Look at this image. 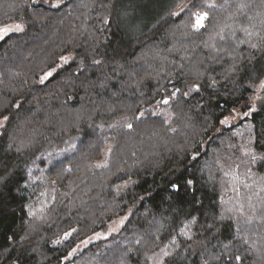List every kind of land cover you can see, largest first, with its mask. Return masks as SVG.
<instances>
[{"label": "trees", "instance_id": "trees-1", "mask_svg": "<svg viewBox=\"0 0 264 264\" xmlns=\"http://www.w3.org/2000/svg\"><path fill=\"white\" fill-rule=\"evenodd\" d=\"M130 2L0 0L24 26L0 33V264H264V191L249 209L219 166L248 126L264 176V95L227 121L264 91V0L127 31Z\"/></svg>", "mask_w": 264, "mask_h": 264}, {"label": "rangeland", "instance_id": "rangeland-1", "mask_svg": "<svg viewBox=\"0 0 264 264\" xmlns=\"http://www.w3.org/2000/svg\"><path fill=\"white\" fill-rule=\"evenodd\" d=\"M50 6H58L65 0H39ZM125 7L120 8L119 14L127 31L133 30L139 25H152L154 20L167 11H170L173 5L175 10L187 4L190 0H130ZM163 13V14H162ZM140 22L139 24H137ZM23 24L17 21H11L0 26V33L7 34L13 31H19L23 28ZM53 69L46 76L52 73ZM45 76V77H46ZM196 90V86L189 88V93ZM262 85L250 95L248 101L242 107L235 109L233 113L228 115L227 121L234 123L239 120L241 112L247 113L245 106L256 108L259 99L264 95ZM156 112L166 109L165 106L154 104L152 106ZM2 123V121H0ZM252 135L248 126L240 127L236 133L235 141L225 150L219 159V166L222 172V186L227 191L235 192L240 190V196L247 201V206L253 208L257 203V197L261 199V192L264 191V176L256 169L255 165L259 161V153L253 148ZM104 158V156H103ZM213 179V178H211ZM249 195L246 194L247 189ZM238 189V190H237ZM261 221L260 219H257ZM123 217L117 218L111 222L110 231L117 232L123 225ZM70 233L64 234L58 241L62 242L68 238Z\"/></svg>", "mask_w": 264, "mask_h": 264}, {"label": "snow or ice", "instance_id": "snow-or-ice-1", "mask_svg": "<svg viewBox=\"0 0 264 264\" xmlns=\"http://www.w3.org/2000/svg\"><path fill=\"white\" fill-rule=\"evenodd\" d=\"M208 7L214 8V7H216V5L215 4H210V5H208ZM207 17H208V13L207 12L199 15L197 17V19H196V26L200 27V28L204 27L203 21L206 20ZM164 103H168V101L165 100ZM129 127H131V125H129ZM237 231H239V229H237ZM234 259L240 260L241 258L239 256H236V257H234Z\"/></svg>", "mask_w": 264, "mask_h": 264}]
</instances>
